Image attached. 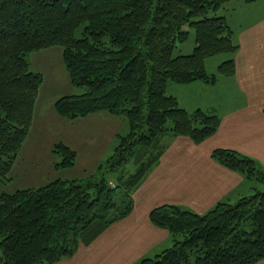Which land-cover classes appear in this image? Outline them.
<instances>
[{"label": "trees", "instance_id": "trees-1", "mask_svg": "<svg viewBox=\"0 0 264 264\" xmlns=\"http://www.w3.org/2000/svg\"><path fill=\"white\" fill-rule=\"evenodd\" d=\"M231 0H0V184L12 178L13 162L27 136L42 73L31 68L32 51L60 47L67 78L83 91L54 99L69 119L106 111L123 116L106 165L83 178L59 175L43 184L0 190V264H49L71 257L133 207L132 191L157 164L166 135L194 143L212 135L219 117L179 106L167 84L214 83L234 74L238 48L224 15ZM249 1V0H245ZM193 30L188 54L174 47ZM223 55L216 71L206 59ZM264 107V104H263ZM54 171L75 164L77 153L62 141L51 146ZM243 181H259L253 193L218 201L196 213L178 204L153 207L152 223L172 243L133 264H253L264 259V170L253 158L228 148L210 152ZM113 182L103 174L127 165ZM121 170V169H120ZM98 175V176H97ZM256 185V186H255Z\"/></svg>", "mask_w": 264, "mask_h": 264}, {"label": "crops", "instance_id": "crops-1", "mask_svg": "<svg viewBox=\"0 0 264 264\" xmlns=\"http://www.w3.org/2000/svg\"><path fill=\"white\" fill-rule=\"evenodd\" d=\"M247 25L238 34V48L233 55L234 74L225 78L219 76L214 83L194 80L182 86L189 89L197 87L202 94L206 89L213 88L206 98L212 95L209 99L214 105L203 107L195 103L191 106L184 104L183 107L216 113L220 121L214 133L197 144L187 136L166 135L171 139L159 161L132 191L133 207L129 213L108 224L90 243L80 245L71 257L49 264H133L143 257L154 256L168 247L171 241L166 228L152 223L149 212L153 207L178 204L200 214L218 201L244 195V190L239 188L243 183L240 173L220 165L210 152L220 147L233 149L258 159L264 165V18L251 20ZM169 86L176 90L180 87L175 84ZM216 100L229 103L228 107L218 112L214 109ZM46 115L56 120L57 124L73 126V131H62L60 137L50 142L46 148L49 154L47 163L43 164L36 156L29 160L31 166L21 170L22 149L32 140L29 137L32 127L38 130ZM33 116L31 128L10 171L16 188L34 187L57 175L72 178L61 173L64 169H53L54 156L50 149L56 141L69 145L77 154L81 146L93 148L102 158L115 142L116 134L126 133L129 128L126 118L106 111L65 118L54 111L53 101L46 107L36 103ZM120 120L122 126L118 124ZM89 128L90 133L84 130ZM253 264H264V259Z\"/></svg>", "mask_w": 264, "mask_h": 264}, {"label": "rangeland", "instance_id": "rangeland-1", "mask_svg": "<svg viewBox=\"0 0 264 264\" xmlns=\"http://www.w3.org/2000/svg\"><path fill=\"white\" fill-rule=\"evenodd\" d=\"M216 14L224 15L226 22L231 28L233 29V37L234 42L238 44L239 41V31H242L246 29L248 26L247 24L251 20H257L264 18V0H231L225 5H223L221 8H219L217 11H215ZM253 16V17H252ZM251 17V18H250ZM194 45V38H193V30H190L185 40L178 43L174 49L173 54H188L192 52V48ZM60 47L58 46H52L49 49L41 50L39 53L38 51H32L27 55L28 60L30 62L31 68L39 71L42 73V84L39 87L38 94L39 96L36 98L35 104L37 103L38 106H49V102L54 101L55 98L66 95V93H77L82 92L83 90L79 87H73L69 79L67 78L66 68L62 64L61 56L60 55ZM223 55H215L208 59H206V68L208 72H215L217 62L219 61L220 57ZM225 78V77H221ZM221 83V82H220ZM175 84L177 86H180L177 88H170L169 85ZM187 84V83H185ZM182 84H176L173 82H169L167 84L168 89L166 91V94H175L178 98L179 106L183 107L184 104L186 106L195 105V103H198L200 105L208 106V104H213V102L210 101V97L206 98L208 96L212 89H206L203 94L202 92L199 93L197 87H194L193 89L189 88H183ZM228 85V83H227ZM224 87L223 85H221ZM183 88V89H181ZM202 94V95H200ZM215 94V90H214ZM204 95V96H203ZM238 97V96H237ZM229 103H225L223 100H216V105L214 109L224 110L226 107H228ZM204 107V106H203ZM196 108V107H195ZM189 112L194 111L195 109H189L187 108ZM34 117V116H33ZM123 117V116H122ZM127 120V119H126ZM33 121V119H32ZM128 122V121H127ZM32 124V123H31ZM52 119L49 115H46L43 119L40 128L38 127H32L31 133L29 137L32 139L30 142H28L22 149V154L20 157L21 164L19 167L22 170V168H25L26 166H31L32 164L29 163V160H33L36 156L40 158V161L45 164L47 163V150L46 148L49 146L50 142L56 140V138L59 136L62 131H73V126H69V124H65L64 126L61 125V123ZM119 126H122L123 123L120 120L118 121ZM57 126V127H56ZM92 128V127H91ZM91 128L84 129L86 132L90 133ZM121 128V127H119ZM42 130V133H41ZM37 131V135L36 134ZM128 130H126L127 132ZM70 134V133H69ZM121 134H126L122 131ZM38 137V138H37ZM170 136H165L162 141L167 144V142L170 141ZM71 143V141H70ZM114 144L110 146V150L106 152V154L101 158L100 153L97 151H93V148H89L87 146H81L78 150L77 157L75 159V164L72 167H69L68 169H64L61 173L65 177H72V178H83L87 177L88 174H92V172H97L100 165H106L107 164V158L110 156L114 149ZM99 158L100 161L98 160ZM252 158V157H251ZM256 162V165L264 170V165L258 160L253 158ZM23 162V163H22ZM133 166L129 163L127 165L119 168V170L116 171H107L103 175L111 179L113 182L117 181V176L120 173H128L131 172L133 169ZM121 169V170H120ZM102 171V170H100ZM98 176V175H97ZM46 182V181H45ZM257 184L258 189L263 188V184L259 181H256L253 179V181H246L244 180L242 184L239 185V188L241 190H244V195L253 193L254 190L251 188L252 185ZM14 179H10L5 183L3 186L0 184V190H6L11 191L17 189L15 186ZM256 186V185H255ZM239 196H235L234 199H231L229 202H234L236 198ZM222 201V200H221ZM213 206V205H212ZM211 206V207H212ZM172 243V241L169 242V245ZM167 245V246H169Z\"/></svg>", "mask_w": 264, "mask_h": 264}]
</instances>
